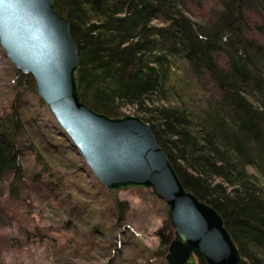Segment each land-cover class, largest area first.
<instances>
[{
	"label": "trees",
	"instance_id": "1",
	"mask_svg": "<svg viewBox=\"0 0 264 264\" xmlns=\"http://www.w3.org/2000/svg\"><path fill=\"white\" fill-rule=\"evenodd\" d=\"M55 10L78 47L82 101L111 118L132 109L187 191L223 217L248 264H264V0H55ZM14 72L18 90L37 96L44 113L33 116L18 96L0 117V188L11 178L12 197L19 183L32 182L83 222L88 213L60 178L50 127L78 149L32 77ZM46 113L55 126L41 123ZM113 213L123 225L129 205L117 201ZM156 236L157 251L123 264H167L170 220ZM117 246L104 262L113 264Z\"/></svg>",
	"mask_w": 264,
	"mask_h": 264
},
{
	"label": "water",
	"instance_id": "2",
	"mask_svg": "<svg viewBox=\"0 0 264 264\" xmlns=\"http://www.w3.org/2000/svg\"><path fill=\"white\" fill-rule=\"evenodd\" d=\"M0 46L32 77L37 95L110 192L149 189L169 207L175 239L167 264H248L223 217L188 192L151 127L140 117L111 118L80 96V58L70 22L55 0H0Z\"/></svg>",
	"mask_w": 264,
	"mask_h": 264
},
{
	"label": "rangeland",
	"instance_id": "3",
	"mask_svg": "<svg viewBox=\"0 0 264 264\" xmlns=\"http://www.w3.org/2000/svg\"><path fill=\"white\" fill-rule=\"evenodd\" d=\"M14 69L0 46V117L18 96L31 104L33 116L44 113L37 108V96L18 90L19 79ZM182 75L177 74L179 80L184 79ZM124 113L135 114L130 108ZM49 116L46 113L41 123L55 126L53 122L47 124ZM52 129L47 137L53 143L52 151H59L52 156L60 165V178L88 215L83 222L79 221L72 206L53 201L32 182L19 183L11 197V178L6 179L0 188V264H107L104 257L115 245L120 252L113 264H123L124 259L141 250L157 251L160 240L156 233L170 220L168 205L149 189L107 191L80 151L73 152L69 143ZM27 159L32 161L35 157ZM32 164L27 167L33 169ZM117 201L129 205L123 225L114 220Z\"/></svg>",
	"mask_w": 264,
	"mask_h": 264
}]
</instances>
